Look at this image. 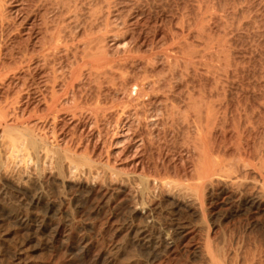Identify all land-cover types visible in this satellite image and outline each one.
<instances>
[{"label": "rangeland", "instance_id": "1", "mask_svg": "<svg viewBox=\"0 0 264 264\" xmlns=\"http://www.w3.org/2000/svg\"><path fill=\"white\" fill-rule=\"evenodd\" d=\"M22 1L26 8L21 17L16 15L19 19L35 10L34 0ZM80 4L84 9L80 23L93 21L99 29L95 45L127 72L126 82L149 80L152 84L145 88L155 87L162 93L159 99L166 95L180 111L164 113L167 118L162 131L158 127L155 132V147L143 151L136 167L114 155L113 127H101L98 137L60 123L62 147L121 174L110 177L93 170L58 176L45 163L41 174L29 169L26 175L33 181L18 192L0 185V264H210L200 254L207 246L215 254L222 250L224 264H264V196L255 208L246 204L264 193V0H80ZM14 11H5L12 21ZM53 18L50 12L47 19ZM16 19L14 27L22 29V19ZM37 19L32 23L39 31L4 27L0 44L10 49L25 43L29 51L37 50L33 42L42 24ZM109 34L118 37L120 49L104 42ZM21 75L28 82L18 106L42 114L46 89L35 64ZM106 82L98 75L86 80L79 91L83 101H90L92 92ZM190 96L199 99L193 110L187 108ZM206 112L212 150L223 158L226 171L222 169L213 187L199 193L198 199L152 185L141 192L132 176L135 172L195 186L191 179L195 161L186 139L188 127L203 121ZM243 159L253 162L251 167L243 166ZM221 173L227 178H220Z\"/></svg>", "mask_w": 264, "mask_h": 264}, {"label": "bare ground", "instance_id": "2", "mask_svg": "<svg viewBox=\"0 0 264 264\" xmlns=\"http://www.w3.org/2000/svg\"><path fill=\"white\" fill-rule=\"evenodd\" d=\"M33 2L35 5L32 6L35 10L30 9L32 11L25 14L26 17L24 16L21 20L19 18L25 13V1L0 0V30H4L6 26L13 25L16 22L14 20L18 18L21 20L19 22L20 26L26 30L25 33L28 31L32 32L35 29L34 27H36L34 25L36 23L35 19L42 20V24H37L38 26L41 25L40 34L38 36L35 34L37 37L36 39L34 38L35 42H33L37 50L29 51L30 49L28 48V50L25 47V43L23 45L19 43L15 46L12 44L13 47L10 49H6L3 46L4 44H0V185L5 189L8 187L18 192L27 182L31 181L30 183H32L33 181V179L30 180L28 178L29 174L26 175V173H29V169L30 171L33 170L32 172L36 174L41 169H44L45 163H48L58 176L65 173L74 176V174H79L84 171L92 174L93 170H95L93 172L100 170L102 174H107L110 177H116L121 174L117 169L109 168L107 170L103 166L99 165V167L98 165H94L92 161L86 158H80L78 154L71 153L66 146L62 147L63 145L60 142L62 141L63 134L62 132H58L60 123H62V127H73V130L74 128H80L82 131L87 129L89 132L92 131L97 134L96 136L98 137L101 134L100 131H102V129L100 130L101 127H113L114 132L110 130V134L113 133L112 136L115 138L111 144L114 149V155L117 160L130 162L136 167L139 164L137 160L141 154L146 149L155 147V132L158 131V127L159 130L163 127V118L167 116L164 113L168 112L171 115L174 109L178 112L180 111L177 108V104L164 95V93L162 98L165 99H159L162 93H159L155 87L147 90L145 85H150L151 82H148L149 80L147 81L145 78L126 82L125 77L128 76L127 72L122 71L120 67L117 68L119 65H115L114 59H111L107 55L108 53L102 52L95 45V41L97 40L96 34H98L99 29L98 31L95 30L97 27L93 26V21L92 23H88L89 25L80 23V15L84 10L82 9L83 5L80 4V0H34ZM8 8L15 9V16L20 15V17L16 16V18H13L14 22L10 20L11 18L8 19L7 15L9 13L6 15ZM50 12L54 14L53 20L47 19ZM107 19L106 26L109 23ZM30 21L31 23L29 24L28 22ZM23 25H28V28H23ZM15 27L17 28V25ZM7 29L9 30V28ZM36 30L39 31V28L37 27ZM13 33L15 35L18 34V32L11 31V34ZM11 34L10 36H12ZM104 42L109 43L115 50L121 48L120 40L114 34L106 35ZM131 56L133 55L131 54ZM31 63L35 64V70L39 71L40 79H42L41 82L46 89V95L42 98L44 104L42 114H36L25 109L22 110L18 106L22 100L21 92L26 89L28 82L26 78L20 77V75L29 71ZM96 75L100 76V79L102 76L108 82L105 85L102 83L99 84L95 92L91 91L94 95L90 101H83L84 98L82 99V94L80 95L79 91L85 89L83 84L86 80H90L93 76L96 77ZM97 79H95V83ZM123 82H126L124 83V87H122L124 85ZM26 95L29 94L26 92ZM195 100L199 101V99L197 100L193 96H190L189 100H187V108L189 110L195 108L194 104L197 105V102L194 103ZM161 105H163V108H158ZM207 114L206 112L203 121L194 123V127H188L191 133H187V147L186 145L185 147L195 161V165L194 163L192 164L194 175L191 176L194 177L191 179L195 180V183H193L195 186L189 188L187 184L188 188L186 186L182 187L181 185L184 183L179 185L177 183L178 181L167 179L168 177L161 178L158 176L159 178H156V175V177L151 178L150 176L141 175L140 172H135L132 176L137 179L141 192L145 193L149 186L151 187L152 185V187L160 189L161 191L167 190L166 192H169L172 189H176L177 191L185 192V194L190 193L197 198L199 193L205 192L213 187H211L212 182L214 183V179L219 175V172L226 171L227 168L223 167L225 163L222 160L223 158L220 159L221 157L216 154L215 156L212 150L213 144L211 145V139L213 138H211V134L213 133L212 128L208 127L210 117ZM106 128L103 130L104 132L107 130ZM109 138L114 139L113 137ZM229 161L226 160V163ZM244 161H241V164L245 167L253 163L248 164V162ZM241 164L237 165L240 166ZM253 168L255 170L254 166ZM39 173L41 174V172ZM222 173L220 174V178ZM224 176L227 178L226 175H222V178ZM37 182L39 183V181ZM237 182L240 183V180ZM183 192L181 195L184 194ZM263 194L256 195L257 197L255 199L253 198L254 200L248 198L249 200H246V204L249 205V208H255L256 201L261 200L264 196ZM34 198L32 200L35 201ZM209 247L207 246L200 250L201 256L208 258L207 260H209L208 262L210 264H224L221 254L219 255L222 250L219 249L220 251L215 254ZM217 250L215 249L213 251L216 252Z\"/></svg>", "mask_w": 264, "mask_h": 264}]
</instances>
